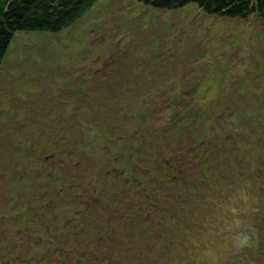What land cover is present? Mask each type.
I'll return each mask as SVG.
<instances>
[{"label": "rangeland", "instance_id": "rangeland-1", "mask_svg": "<svg viewBox=\"0 0 264 264\" xmlns=\"http://www.w3.org/2000/svg\"><path fill=\"white\" fill-rule=\"evenodd\" d=\"M170 100L213 101L188 116L196 138L182 132L177 144L188 160L184 161L188 173L196 178L187 149L191 141L198 139L197 157L202 160L214 150H206L204 140L231 134L224 142L216 141L223 163H213L210 170L221 184L228 182L224 166L244 167L245 158L238 160L241 149L264 153L263 138L256 140L251 134V128L262 130L260 123L252 125L254 118L264 122V16L222 17L194 3L157 9L136 0H96L56 33L15 31L0 58V264H34L22 258H29L27 245L36 258L55 244L67 245L73 230L83 233L70 245L90 241L87 229L102 224L101 213L92 209L86 213L79 201L91 185L102 188V170L109 166L110 153L127 147L135 132L172 134L177 123L179 128L188 111L179 106L169 110ZM168 151L173 157L179 154L178 147ZM146 166L154 168L150 161ZM166 183L168 193L161 189L152 193L158 204L175 199L176 190H183L181 183H169V176ZM195 186L203 189L191 191L194 210L183 205L184 226L190 224L188 217H202L197 211L212 191L200 183ZM225 190L231 193L214 211L206 204L202 210L213 217L212 233L190 231L193 239L208 247L192 264H213L217 255L213 246L234 223L227 210L253 207L248 205L252 202L248 189L239 192L228 185ZM140 197L134 195L135 200ZM213 198L217 200V194ZM75 208L86 213L84 220ZM168 217L164 212L166 222ZM257 224L261 221L254 218L240 221L245 229H256ZM168 237L174 245L178 242L177 237ZM36 241L41 245L33 247ZM158 243L153 242L156 252ZM192 243H187L183 255L172 256V264H190L184 257ZM263 245L247 251L235 245L230 256L245 253L249 264H264ZM70 251L81 256L77 247ZM75 256L69 259L74 261ZM232 264L239 263L232 259Z\"/></svg>", "mask_w": 264, "mask_h": 264}, {"label": "trees", "instance_id": "trees-1", "mask_svg": "<svg viewBox=\"0 0 264 264\" xmlns=\"http://www.w3.org/2000/svg\"><path fill=\"white\" fill-rule=\"evenodd\" d=\"M95 1L0 0V58L15 31L56 33L74 23ZM136 1L157 9H175L188 3H194L208 14L230 18H245L253 13L264 16V0ZM212 102L210 100L201 104L199 101L173 102L170 100L167 104L169 110L179 106L180 109L188 111V115H185L186 118L181 121L179 128H177V123L174 131L173 128L171 130L172 134H170V131L161 130V132L145 135V130H140L134 133L135 138L130 139L131 141L127 147L113 150L110 153L112 157L108 158L109 166L102 170V188L91 185L86 196L82 198V201H79L86 213L89 209H92L93 213H101L99 218H101L102 224L98 223L94 229H90L88 223L89 229H87L86 238L88 234L91 235L92 239L90 241L77 242L76 246L70 245L83 233V229L73 230L69 233V236H71L70 242H65L67 245L63 243H60V245L55 244L49 249L51 252L47 251L45 253L43 251L36 258L31 255V253L35 254V250L31 248L32 246L27 245L26 252L29 258L24 256L22 258L28 262L32 261L34 264H172V256L183 255L187 243L191 241L193 243L190 245L189 252L184 259L192 264V262H197L199 251L208 247H204L196 239H193L191 236L194 233L190 231L194 228L196 233H201L203 230L212 233L214 228L212 225L213 217L210 214L205 215L202 210L208 205V208L210 207L209 211H214L220 205L223 196L231 193L230 190H225L226 186L230 185L239 192L248 189L252 195V202L248 205H253V207L250 210L251 212L246 208L234 209V213L232 210H227L231 213L234 223L226 227L230 228L229 232L223 234L222 237H218V244L213 246V251L217 255H214L212 262L213 264H232V259H234L239 264H249L245 258V253L237 255V258H232L230 248L239 245L242 250L246 249L244 251H247L248 248L260 247L264 244V153L241 149L239 153H242V155L238 160L245 158L243 160L244 167L237 168L232 164V167L224 166V169L229 172L227 175L228 182L227 184H221L215 180L214 176L210 175V170H212L213 163H223V159L219 156L221 146L216 147V141L224 142L225 138L230 137L231 134L220 133L221 138L219 137L215 141L212 138L204 140L203 147L206 150L207 148L214 150L212 157L208 155L207 158L202 160L197 157L201 149L198 139L191 141L190 145L187 146L188 153L192 154L189 163L192 170H194V174L199 178H196L192 172L188 173L187 165L184 164V161L188 160L183 156L182 149L177 145L178 142L180 143L182 132L190 135L192 140L194 137L196 138V130L193 129L194 121L188 116ZM175 111L176 109H174ZM256 120L254 118V121H251L252 125L257 126L260 123V129L263 131L255 132L253 131L254 128H251V134L256 140L263 138L264 141V122ZM224 123H227V120ZM218 126L220 127V123ZM181 129L184 130L181 131ZM135 139L140 143L136 144ZM231 140L235 141V139ZM173 147H178L179 150V154L174 157L168 151ZM216 153H218V157L215 156ZM148 161L152 163L154 168L152 166L147 168L146 163ZM168 176L169 183L179 182L183 186V190H176L175 199L166 198L164 204H158L155 201L157 199L156 195L152 193L158 192L159 189L168 193L165 188L167 184L166 177ZM197 183L206 185L208 188L205 189H212V191L210 194H208L209 192L205 194L206 205L203 204L197 211L202 217H188L187 220L190 221V224L184 226L181 223L186 216L183 205L188 204L189 209L194 210L196 201H193L191 191L197 193L195 188L199 192L203 189V187L197 188L195 186ZM216 194L217 200L213 198ZM134 195H140L141 197L135 200ZM175 195L172 197L174 198ZM261 196L263 197L260 199ZM207 197L209 200L206 202ZM239 200L241 203L244 202L242 197H239ZM75 211L82 214V217H80L82 220L85 219L83 214L86 213L80 211L79 208H75ZM166 211L169 213L168 219H170L167 222L164 220V212ZM242 218H247V220L250 218L258 219L261 224H257L256 229L251 227L245 229L240 226ZM174 219L176 223H173ZM69 224L65 225L70 227ZM84 224L86 223H83L82 227L87 226ZM152 225L154 226L153 230ZM167 227L170 228L169 232H163ZM242 233H247L248 237L244 238ZM37 235L39 238L42 237L40 231H37ZM44 236L48 237V235ZM63 236H66V234H63ZM139 236L142 238L137 240ZM168 236L177 237L178 242L174 245V239ZM242 238L243 240L240 241ZM154 241L158 245V241L161 242L158 252H156V245L153 246ZM40 243L41 241H36L33 247L41 245ZM43 244L45 249L46 241ZM72 247H77L78 254H81V256L76 257L70 251ZM228 252L229 257H226ZM49 254H52V259ZM69 255L76 257L74 261L69 259Z\"/></svg>", "mask_w": 264, "mask_h": 264}]
</instances>
